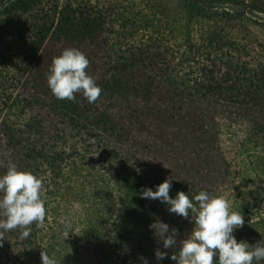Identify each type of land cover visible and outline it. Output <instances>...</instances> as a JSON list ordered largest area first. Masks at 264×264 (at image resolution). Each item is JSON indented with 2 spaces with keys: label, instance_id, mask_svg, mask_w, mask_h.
Instances as JSON below:
<instances>
[{
  "label": "rangeland",
  "instance_id": "1",
  "mask_svg": "<svg viewBox=\"0 0 264 264\" xmlns=\"http://www.w3.org/2000/svg\"><path fill=\"white\" fill-rule=\"evenodd\" d=\"M211 1L0 0V175L13 163L41 178L46 208L28 243L0 235V264H42L41 251L168 264L152 255L178 252L194 223L140 196L168 178L170 197L205 190L264 218V0ZM68 48L89 60L95 103L48 86ZM131 218L142 248L121 242ZM157 221L178 229L176 246L163 248ZM259 225L237 241L264 240Z\"/></svg>",
  "mask_w": 264,
  "mask_h": 264
},
{
  "label": "clouds",
  "instance_id": "2",
  "mask_svg": "<svg viewBox=\"0 0 264 264\" xmlns=\"http://www.w3.org/2000/svg\"><path fill=\"white\" fill-rule=\"evenodd\" d=\"M89 60L78 49H65L52 61L48 86L60 100H75L76 93H82L88 103H95L102 89L93 77L87 74ZM42 179L30 171H21L9 163L5 174L0 175V235L20 229V238L31 234L34 222L41 226L46 216L42 199ZM171 180L152 188L145 187L140 196L143 199L158 200L167 205L168 211L183 218L191 216L194 227L186 238L179 241V251L170 259L175 264H253L264 260V240L250 245L238 242L234 232L242 228L245 220L240 212L233 211L230 202L223 196L211 195L202 190L190 198L183 191L170 197ZM150 230L163 244L164 249L177 245L178 229L157 221L149 225ZM42 264H57L46 251L40 253ZM158 261L168 257L167 251L155 253ZM214 257L216 260L214 261ZM142 264L148 261L140 257Z\"/></svg>",
  "mask_w": 264,
  "mask_h": 264
},
{
  "label": "trees",
  "instance_id": "3",
  "mask_svg": "<svg viewBox=\"0 0 264 264\" xmlns=\"http://www.w3.org/2000/svg\"><path fill=\"white\" fill-rule=\"evenodd\" d=\"M215 2H220V0H212V1H211V3H215ZM207 192H208V191H207ZM198 193H199V192H198ZM198 193H196L195 191H190V193H186V194H188L189 197L192 198V197H194V196H195L196 194H198ZM208 193L211 194V195H215V193H213V192H208ZM130 201L133 202L134 199L131 197V198H130ZM241 215L244 216L245 223H244V225H243L242 228H239V229H237V230L234 232V235L237 233V235L235 236L236 239H240V238H242V233L244 232V229H245V231H248L250 228H253V232H254V233H255V232H258L257 227L259 228V226H260L259 224H260V223H264V218H262V216H260L258 213H255L254 216H253V220H254V219L257 220L255 223H251L250 220L246 219L244 213L241 214ZM135 224H136V222H132V218H131L130 220H127V224L125 225V228H128V230H129V232H128V237H129V239L122 240L121 242H122L123 245H125V244L130 245L131 242H132V243L134 244V247H135V246H139L140 248H142V247H143V245H142V243H143V242H142L143 238H142V236H140V235L137 233V230H138V229H136V227H135V231H134V228H133L132 226H135ZM258 225H259V226H258ZM261 225H262V224H261ZM255 226H257V227H255ZM123 228H124V225H121V226H120V229H123ZM138 236H139V237H138ZM25 240H26V242L28 243L27 238H26ZM150 256H151V255H150ZM152 257H153V258H156L155 255H152ZM165 261H168V264H175V262L172 261V260L170 259V257H166L164 260L160 261V263H161V262L164 263ZM260 261H261L262 264H264V260H260ZM170 262H172V263H170Z\"/></svg>",
  "mask_w": 264,
  "mask_h": 264
}]
</instances>
